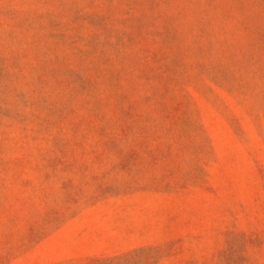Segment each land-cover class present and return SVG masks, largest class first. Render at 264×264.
<instances>
[{"label":"rangeland","instance_id":"obj_1","mask_svg":"<svg viewBox=\"0 0 264 264\" xmlns=\"http://www.w3.org/2000/svg\"><path fill=\"white\" fill-rule=\"evenodd\" d=\"M0 264H264V0H0Z\"/></svg>","mask_w":264,"mask_h":264}]
</instances>
